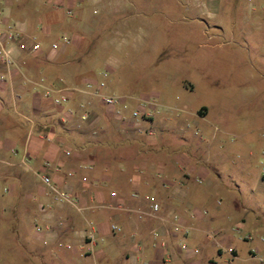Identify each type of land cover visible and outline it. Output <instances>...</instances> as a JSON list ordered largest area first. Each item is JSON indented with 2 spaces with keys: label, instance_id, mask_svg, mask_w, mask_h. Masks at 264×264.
Listing matches in <instances>:
<instances>
[{
  "label": "crops",
  "instance_id": "crops-1",
  "mask_svg": "<svg viewBox=\"0 0 264 264\" xmlns=\"http://www.w3.org/2000/svg\"><path fill=\"white\" fill-rule=\"evenodd\" d=\"M107 1L0 0V9L8 11L26 41L34 38L40 45L36 52L16 48L17 67L7 69L0 60V206L4 203L7 211L31 214L34 220L46 218L52 224L63 220L56 233L35 232L24 242V250H15L16 264H35L33 257L45 260L50 255L61 264H75L82 258H94L98 264H114L115 259L117 264H166L175 257L189 261L198 251L195 244L235 214L234 199H215L217 191L230 186L222 177L225 155L206 126L197 139L182 129L175 134L181 120L157 114L151 124L159 130L153 135L140 134L119 125L95 97L78 90L87 76L78 55L84 36L75 27H90L83 23L87 2ZM254 2L264 9V0ZM67 6L73 8V15L65 13ZM59 13L64 14L63 21ZM63 32L71 35V43L48 57L51 42ZM55 97L62 98L60 104L54 102ZM82 101L95 112L91 121L81 122L78 114L63 116L67 108L79 112ZM68 147L73 152L66 155L64 148ZM25 151L28 159L23 162ZM45 161L50 164L45 166ZM82 162H91L92 168L81 167ZM43 173L70 189L82 210L52 203L49 212L41 214L37 203L50 202L40 178ZM149 197L160 204L158 215L166 220L136 216L133 209H148ZM177 216L189 227L187 232L179 228L173 233L171 220ZM88 222L97 230L95 243L84 237ZM112 224L119 230H112ZM161 238L169 243L166 249L153 244ZM233 240L225 236L215 242L219 251L227 247L237 255ZM66 243L74 247L67 249ZM182 243L189 249H183ZM57 247L64 248L63 257ZM205 264L216 261L208 259Z\"/></svg>",
  "mask_w": 264,
  "mask_h": 264
},
{
  "label": "rangeland",
  "instance_id": "rangeland-1",
  "mask_svg": "<svg viewBox=\"0 0 264 264\" xmlns=\"http://www.w3.org/2000/svg\"><path fill=\"white\" fill-rule=\"evenodd\" d=\"M107 2H87L83 23L90 27H75L84 36L77 53L83 74L99 78L109 67L104 92L156 99L165 106L157 114L181 120L175 134L183 130L197 139L206 126L225 155L222 177L230 188L217 191L215 199H234L235 214L208 232L218 240L235 237L237 255L227 247L219 251L215 240L205 236L195 244L193 260L175 257L166 264H205L208 259L264 264L258 259L264 258V9L254 0ZM63 15L59 13L61 21ZM5 208L3 203L0 264H16L15 250H24V242L35 235L36 217ZM55 250L64 256L63 247ZM33 260L62 263L55 255ZM75 264L98 261L82 258Z\"/></svg>",
  "mask_w": 264,
  "mask_h": 264
},
{
  "label": "built area",
  "instance_id": "built-area-1",
  "mask_svg": "<svg viewBox=\"0 0 264 264\" xmlns=\"http://www.w3.org/2000/svg\"><path fill=\"white\" fill-rule=\"evenodd\" d=\"M65 13L67 15H73V8L67 6L65 8ZM72 41V37L69 33L63 32L60 34L57 40L51 42L47 56H54L55 53L66 46H68ZM18 48L20 50H27L36 52L39 50L40 45L38 41L34 38L30 42H27L24 38V33L19 28L17 23L12 22L9 18L8 11L0 9V60L3 63L4 67L9 69L11 66L17 67V63L14 56V50ZM102 77H86L84 85L82 88L78 89L82 92L88 93L95 97L99 104H101L106 113L109 114L119 125L126 128H131L133 131L153 135L156 132V129L153 124H151L152 118L159 112L161 107H165L161 102L149 96H133L129 94H114L104 92L106 87V82L103 79L109 73V67H106L102 71ZM14 98H19V95L14 94ZM54 102L60 104L62 98L55 97ZM132 101V102H131ZM80 110L77 112L74 108H67L63 116L66 118H71L74 114H78L79 120L81 122H89L95 112L92 111L84 101L79 103ZM96 116V115H95ZM95 132V130H94ZM197 134V131H195ZM72 150L64 148V153L66 155L72 154ZM22 161L26 162L28 159L27 152H23ZM45 166L50 164L49 161H45ZM83 168H92L91 162H82L80 164ZM264 172V166L262 167ZM42 184L45 187V193L50 196V202L39 201L37 203V210L45 215L49 212L50 206L52 203L56 204H68L74 209L80 211L82 210V205L79 204L78 198L72 193V191L59 183L55 182L51 176L47 173L41 175ZM166 181L163 182V185H166ZM4 191H7V188L4 187ZM111 194L116 195L115 191H112ZM134 196H137L136 192H133ZM149 207L144 210L141 208L133 209L138 218L144 216L158 217L161 220H166L165 217L158 215L160 204L153 200L154 197H149ZM206 212L205 210L203 213ZM192 215H195V212H191ZM173 223V233H178L179 228L183 232H187L189 227L183 224L180 218L177 216L175 219L171 220ZM63 226V220L58 219L55 224L50 223L49 219L39 218L35 219L34 230L36 233L47 234L53 232L56 233L57 229H60ZM112 230H119V226L116 224L111 225ZM234 230L240 231L238 226L234 227ZM84 237H86L91 243H95L97 240V230L95 225L88 222L87 228L83 230ZM154 234H159L158 229H154ZM209 236L217 241V236L210 232ZM247 238L251 237V234L246 235ZM264 239V237H262ZM45 241V239L43 238ZM156 248L168 247V241L166 239H157L153 243ZM181 247L185 250L189 249L187 245L180 244ZM65 247L67 249H72L74 245L71 243H66ZM196 251V250H195ZM169 257L171 255H168ZM261 262H264L263 257H258Z\"/></svg>",
  "mask_w": 264,
  "mask_h": 264
},
{
  "label": "trees",
  "instance_id": "trees-1",
  "mask_svg": "<svg viewBox=\"0 0 264 264\" xmlns=\"http://www.w3.org/2000/svg\"><path fill=\"white\" fill-rule=\"evenodd\" d=\"M213 262H214V261H212V260L210 261V263H213Z\"/></svg>",
  "mask_w": 264,
  "mask_h": 264
}]
</instances>
